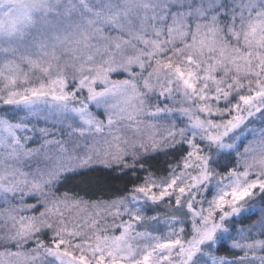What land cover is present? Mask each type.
I'll return each instance as SVG.
<instances>
[{
	"label": "snow or ice",
	"instance_id": "snow-or-ice-1",
	"mask_svg": "<svg viewBox=\"0 0 264 264\" xmlns=\"http://www.w3.org/2000/svg\"><path fill=\"white\" fill-rule=\"evenodd\" d=\"M0 264H264V0H0Z\"/></svg>",
	"mask_w": 264,
	"mask_h": 264
},
{
	"label": "trees",
	"instance_id": "trees-1",
	"mask_svg": "<svg viewBox=\"0 0 264 264\" xmlns=\"http://www.w3.org/2000/svg\"><path fill=\"white\" fill-rule=\"evenodd\" d=\"M258 216H259V208L255 209V216L253 218L254 219L258 218Z\"/></svg>",
	"mask_w": 264,
	"mask_h": 264
}]
</instances>
